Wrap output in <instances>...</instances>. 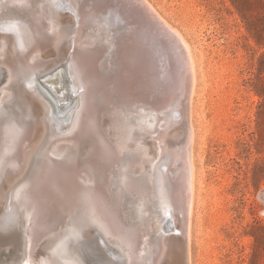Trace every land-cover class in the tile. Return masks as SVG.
Masks as SVG:
<instances>
[{
  "label": "rangeland",
  "instance_id": "obj_1",
  "mask_svg": "<svg viewBox=\"0 0 264 264\" xmlns=\"http://www.w3.org/2000/svg\"><path fill=\"white\" fill-rule=\"evenodd\" d=\"M150 1L167 21L178 28L189 41L197 66L196 74L198 82L196 84L197 87L194 93V99H192V121L195 132L193 149L195 161V196L192 237L190 242L192 256L191 264H264V0ZM38 2L40 3L37 4ZM48 13L49 15H47ZM42 14H45V17L48 18L47 20L49 21L47 22L51 27L54 25L57 35L54 39L55 41L53 40L52 44H50L49 49L45 50V52H40L41 55L39 51L30 52V50L26 48V43L23 40V32L19 31L17 26L20 22L27 20V22H29L33 16L36 17V15L40 16ZM72 17H74L73 14L64 9L62 10V8L57 6L54 0H20V2L19 0H0V48L3 45V50L4 44L7 42L5 47H8L7 45L11 47L4 49L8 52L10 51V53L12 50V56H20L22 53L23 55L21 56L24 58V55L27 53L28 56H26V54L25 58L29 60L26 61V63L29 64L36 61H32L35 59L34 56L37 57V61L39 59L42 61L43 59L44 62L45 53L47 54L50 51L48 54L50 57L48 55L46 56L48 60L47 58L45 59V64L40 66L25 64L19 66L18 69L16 68L15 72L11 74L6 67H4V69L0 64V88L3 87L4 89L0 90V122L2 120L1 118H10L9 115H13V118L8 122L15 120V117H22V121L31 126L29 127L30 132L27 131V134L20 140L21 142L18 143L16 149H12L13 147L11 148L14 138V129L12 126L8 128L2 140L3 147L6 151L3 148L4 150L0 154V174L2 175H0V178H2L0 179V187L4 185L2 189L0 188L1 208L3 204H5L3 209L0 208V224L2 223V225H0V264L22 263L24 257L29 253L25 245L20 247L19 252V246L24 243L23 241H25L24 244H27V240L22 239L26 238L24 236L26 232H29L31 236L33 235L37 238L36 243L38 242V246L35 245L36 251L34 253L36 255L34 254V256L38 257V259L33 256V258H36V264H43L46 260V264H77L79 260L82 262H79L80 264H154L153 258L156 255L157 248L160 246L158 244H164L165 238L172 233L167 231L169 228L167 220L168 212L164 209L167 200L163 193V181L160 178L161 171H165L163 167H157L156 162V164L151 166H155L150 169L149 172L151 173H148L145 157L143 155L138 154L136 158H123L117 164H110L107 172L108 187L111 188L109 190H112L116 195L117 201L119 200L117 208L119 205L121 219H124V223L126 221L125 224L131 230L128 240V242L130 241V245L127 241H125L123 245H119L118 239L113 236L102 237V242L96 238L93 239L90 233L89 235L83 236L81 233V229L83 228L73 220L76 218L78 209L74 210V212L72 211L74 215L70 212V215H68L69 217L67 216L65 220L63 219L60 221L62 223L59 222L57 225H50L49 229L45 227L46 230L41 229L39 226L48 222L47 217L46 219L39 216L30 218L29 214L25 215V211H21L23 208L28 210L29 196L26 197V194L29 193L25 192L27 189L25 185L21 188H19V186H21L34 171L33 168L35 169L39 160L41 161L44 157L50 156L53 152L55 156H62V153H64L62 149L70 143V141H66L63 137L67 132V130H65L68 127L66 125L67 121H69L70 117H75L73 111L75 112L74 107L76 105L77 92L71 89V84L64 67L66 63L58 50H60L62 45L69 44L72 41L73 34H75L76 29L79 27L78 21L76 22L77 19ZM61 19V22L64 23L59 22ZM73 19L74 22L72 21ZM70 20L74 26L70 23ZM6 23L11 26L8 27V25L5 27ZM48 23L46 24L50 26ZM62 27L64 28L62 29ZM8 29L11 33H9ZM66 31L68 33H66ZM7 34L9 35V39L6 38ZM112 34H114V32ZM104 36V34H101L102 39H105ZM62 37L64 39H62ZM10 41H12L13 44ZM109 41L113 42V35L112 39L109 38ZM55 44L58 45V48H56L57 45L55 47ZM0 52L2 53L3 51ZM51 53L53 55H50ZM49 61L52 62L49 63ZM22 68L24 69L20 71ZM61 69H64V75H61L60 72L58 73ZM12 75H16L14 76L16 79L20 78L19 80L21 83L19 80L12 79L14 78ZM58 75L61 77L55 79ZM6 77H8V79H5ZM53 79H55L53 86H58V91L56 92L49 83ZM27 80L28 83L30 82L29 84ZM14 81H17V84H14L16 86L13 85V83H16ZM6 82L9 85L6 86ZM17 85L19 89L13 88V86L18 87ZM14 89H16V91H14ZM9 90L10 94L8 93ZM37 90H39L40 93H37L39 92ZM27 91L28 94L30 93L29 95H27ZM34 93L37 94L35 95ZM67 93H69L68 96ZM20 94L23 95L21 96ZM5 95L9 96L5 98ZM35 97L37 98L35 99ZM40 102H44L45 104L43 103V105ZM49 105L50 108L52 107L53 109H50L48 107ZM5 106L7 107L5 108ZM174 106L170 107L166 105L162 107V110L161 108H159V110L154 108L155 111L152 108H148V111L147 109L139 110L143 116L138 113V110V112L124 111V113L122 112L120 115H117L121 118L119 117L118 119V117L115 116L116 118L114 119L119 120L115 123H120L119 127L120 125L126 128L128 125V128L132 126L138 127L140 126V119L151 117L149 120L151 119L152 121L151 125L153 129L157 128L156 130L159 131L164 129L165 131H163L165 133L171 130L181 131V135L174 138L177 139V142L179 141L176 151L178 153H184L185 140L183 142L184 135L182 133L184 125L182 126L181 122L174 121L175 118L171 114L176 110ZM2 108H4V110ZM164 108L167 111H163ZM45 109H47V111L44 112ZM50 110L53 111L51 112ZM178 110L179 109H177V111ZM48 111L50 113H47ZM146 114L152 115L147 116ZM33 115H36V118ZM154 116L159 117L158 122L153 121L152 118H154ZM31 120L32 122L34 120V122L32 123ZM132 120H134V122ZM45 121L46 124L44 123ZM136 121L138 122L137 124ZM39 124H41V126L47 125V128L44 127L43 129L42 127L41 129L43 130H41V132L38 127ZM179 125L181 126L179 127ZM38 131L41 134L43 133V136H38L41 135ZM1 134L2 129L0 127V138H2ZM49 134L51 136L50 140ZM57 134L59 136H57ZM34 135L38 138H34ZM44 135H46L47 138ZM30 140H33L32 144ZM46 140L50 141L48 143L49 145H46ZM34 141H36V144ZM38 141H40V145ZM52 141L57 143L55 144ZM53 144H55V146ZM41 148H44V153H42L43 149L41 150ZM48 149H51V151H48ZM134 149L130 148L128 152L133 153L135 151ZM54 150L62 153H55ZM45 152L47 155H44L46 154ZM34 153L35 155H33ZM19 155L20 157L18 158ZM7 159L11 161H7ZM13 159L17 161H12ZM2 162H5V164L2 165ZM11 163H16V165ZM143 163L145 164L144 166ZM10 166L12 168H10ZM3 167H5V169ZM29 169H31V171ZM1 171L4 172V175ZM14 172L18 173L16 174ZM10 173L13 175H10ZM20 173L21 176H18ZM8 176H10V178L14 176V178H11L13 181H11ZM23 176H25V178ZM7 178L8 180H6ZM129 178H134V181L127 182ZM14 179H16V181H14ZM19 179L20 181L22 180L21 182L23 183H21ZM7 185L10 186L8 187ZM14 188H17V190ZM4 189H6V192ZM9 193L11 194V198ZM9 199H11V201H9ZM4 201H6V203H4ZM9 202L10 206L8 205ZM64 221L72 227V230H76L72 232L68 225L65 223L63 224ZM12 225L16 226V228ZM77 225L80 228L77 227ZM51 227L53 228L52 230ZM11 229L13 232L17 231V233L13 235L10 234ZM67 232H70V234ZM45 233L47 235H45ZM17 234L20 235L17 236ZM61 234L65 237H61ZM66 234L68 235L66 236ZM75 234L76 237H74ZM57 236L58 238H56ZM4 239H6V241ZM18 240L22 241L20 245L19 242L21 241ZM67 240L70 244H68ZM4 241L6 243H3ZM10 241H12V243ZM54 243H60L57 246L58 248ZM133 243L136 244L133 246L135 247L134 249H132ZM61 244H63V247H61ZM70 246H72V248ZM73 248L75 253L72 251ZM148 248L150 252L146 255ZM59 249L60 252H57ZM67 249H69L70 252ZM128 249L129 252L132 251V253H126ZM52 250L54 251L52 252ZM142 251H144L145 254H143L144 252ZM44 252H47L46 257L49 255L47 259L43 256V254L45 255ZM70 253L74 255L72 254L71 256ZM58 254L62 255L57 257ZM141 256L142 258H140ZM40 257L44 259L39 260ZM135 257L138 258L135 259ZM50 259L51 263L48 262ZM41 260L42 262L40 263L39 261ZM59 260H63V262ZM75 260L77 261L76 263L74 262Z\"/></svg>",
  "mask_w": 264,
  "mask_h": 264
},
{
  "label": "bare ground",
  "instance_id": "obj_2",
  "mask_svg": "<svg viewBox=\"0 0 264 264\" xmlns=\"http://www.w3.org/2000/svg\"><path fill=\"white\" fill-rule=\"evenodd\" d=\"M54 1H56L57 6L62 8V10L64 9L65 11H68L69 13L73 14L74 17L77 19L76 22L78 21V25H79V27L76 29L75 34H73L74 36L72 38V41L69 44L67 43L68 45L67 44L62 45L60 50H58L59 54L63 57L64 62L66 63L64 67L66 69L65 71L67 73V77L69 78V81L71 84V89L72 90L74 89V91L77 92V98H76V103H75L76 105L74 107L75 112L73 111V114L75 115V117L73 115L74 118L70 117L69 121H67L66 125L68 127L65 129L67 130V132H66V135H64V137L62 136L66 141L68 142L70 141V143L64 149H62L63 150L62 152H64L65 154L61 152L63 155L62 156L59 155L58 157V156L53 155L54 152L52 151L53 153L51 152L52 154H50V156H46L48 158L46 157L43 158L42 156H40L43 159L41 161L38 159L39 162L37 161L38 163L35 166V169L32 167L34 171L29 175L26 181H24L23 183L21 182L22 180L20 181L19 179V181L23 183V184L20 183L21 186H19V188L25 185L27 187L25 192L29 193V194H26V197L29 196L28 210L23 208L24 210L21 209V211L23 212L25 211V215L29 214L30 218H34V216H39V217H43V219H46L47 217L48 222L46 224L44 223V225L39 226L41 229L44 230L45 227L49 229L50 225L51 226L55 224L57 225V223H59L63 219L65 220V217L70 215V212L72 213V211L74 212V210L78 209L77 215L75 214L76 218L75 219L72 218V219L75 220L80 225L81 228H83L81 229L82 230L81 233L83 234V236L89 235L90 233L93 239L96 238L100 240L101 242H102V237L113 236V237H116V239H118L117 241L119 245H123L125 241L128 242L131 230L125 224L126 221L124 223V219H121L119 205L117 208V204L119 200L117 201L116 195L112 192V190L111 191L109 190L111 188L108 187L109 184L107 182V176H108L107 172L109 170L110 164H113V163L117 164L123 158H127V157L136 158L138 154L143 155L145 157V164H146V167L148 168V173H151L149 172L150 169L155 167V166L153 167L151 166L156 164V162H157V167L161 166L163 167L165 171V172L161 171L160 178L163 181L162 182L163 183V193L165 195V199L167 200V203L165 204V207H164V209H166L168 212L167 220H168L169 228L167 231H169V233L170 232L172 233L171 235L167 236V238H165L164 244L163 243L158 244L160 246L157 248L156 255L153 258L154 264H191L192 256H191V251H190V242H191V237H192V220H193L194 196H195L194 195L195 194V186H194L195 161H194V150H193L195 132H194V126H193V121H192V102H193L192 99H194V93L197 87L196 84L198 80H197V74H196L197 72L196 71V67H197L196 60H195V57H194L189 41L184 37V35L182 34V32H180L178 28H176L169 21H167V19L160 13V11L155 7V5L150 0H141V1L145 3L147 7H149L150 11L152 12L154 16L156 25L157 24L160 25V28L163 34L166 36V42L160 43V41H158L159 42L158 43L153 38L154 35L148 32L147 34L146 33L144 34L142 32L140 33V35H138L132 28V23L134 22V20H131V18L135 16L136 14L135 11H131L128 8H125L122 4L119 3L120 0H54ZM11 3H14V2H11ZM39 3L40 2H38L37 4ZM38 15H36V17L33 16L34 18L32 17V19H30L29 22H27L28 20L24 22H20L17 28L19 29V31L23 32V38H24L23 40L26 43L25 44L26 48H28L30 52L39 51V53L40 52L42 53V51L45 52V50L49 49L50 44H52L53 40L56 38L57 32H55L54 25L51 27V25L47 22L49 20H47L48 18L45 17V14L44 15L42 14L40 16ZM47 15H49V13ZM61 21L62 19L59 22ZM72 21L74 22V19ZM7 23L5 27L9 25V24L7 25ZM46 23H48L50 26H48ZM61 23H64V22H61ZM70 23H72L71 20H70ZM70 23H69V26H70ZM10 26L11 25H9L8 27ZM63 28L64 27H62V29ZM113 32L114 34H112ZM9 33H11L10 30H9ZM66 33L68 32L66 31ZM101 34L105 35L104 36L105 39H102ZM112 35H113V42H110L109 38L112 39ZM8 36L9 35L7 34L6 38H8ZM62 39L64 38L62 37ZM10 42L12 43V41ZM6 44L7 42L4 45L6 46ZM57 44H55V47ZM2 46L0 48V51H3L2 53L0 52L1 53L0 54V64L2 65L3 68L6 67V69L9 71L10 74L14 73L16 68L18 69L19 66L29 64V63H26V61H29V60H26L25 58V55L27 53L24 55V58H22L21 56L23 55L22 53L20 55L21 57L14 56V55L12 56L11 54L12 48L9 49L11 50V53L10 51L8 52L5 50L6 48H9L11 46L9 45H7L8 47L4 46L5 49L3 48V50H2ZM167 46H169L170 49H168ZM56 48H58V45ZM49 53L50 51L47 54L45 53V55L47 56ZM55 53H54V56H55ZM50 55H53V54L51 53ZM26 56H28V54ZM46 56H44V58L45 59L47 58L48 60V57ZM34 57L35 59H33L32 61L36 60L35 61L36 63L34 62L32 64H29L30 66H36V65L40 66L46 63L45 59H44V62H43V59L42 61L40 59L37 61L36 59L37 57L36 56ZM52 61H49V63ZM23 69L24 68L20 69V71ZM65 71L64 69H61L58 71V73L60 72L61 75H64ZM14 76L12 75V77ZM57 77L60 78L61 76L58 75L55 77V79H57ZM5 79H8V77H6ZM12 79L19 80L20 78L16 79V77H14ZM55 79L51 80V82L49 83L52 85L53 89H55L54 91L56 92L58 91V86H53V83H55ZM14 82L16 83H13V85L17 84V81H14ZM27 83H28V80H27ZM5 84L6 86L9 85L7 84V82ZM14 86L13 88L19 89L18 85H17L18 87H14ZM1 89H3V87L0 88V90ZM14 91H16V89H14ZM8 93L10 94V90L8 91ZM26 93L27 95L30 94V93L28 94V91ZM37 93H40V91ZM37 93H34V94L36 95ZM68 95L69 93H67V96ZM6 96L7 95H5V98ZM36 98L37 97H35V99ZM47 102L49 101L47 100ZM166 105L167 106L169 105L170 107L175 105L174 109L176 110L175 112L171 113L172 116L175 118L174 121L179 122V123L181 122L182 123L181 125L182 126L184 125V130L182 132L184 135L183 142L185 140V150L183 148L184 153H178L176 151V149L178 148L177 143L179 141L177 142L176 141L177 139L174 138V137L181 135V131L171 130L173 129L171 128L170 129L171 131H169L168 133H165L164 129H163L164 131L156 130L157 128L153 129L151 125L152 121L151 119L149 120V118L151 117L149 118L146 117L145 119H142V120L140 119V124H139L140 126L138 127L132 126L128 128L129 125L127 128L121 127V125L119 127L120 123L118 124L115 123L120 117V116L118 117L117 115H120L122 112L124 113V111L125 112L126 111L136 112L137 110L139 111V110H144V109H147L148 111V108H152L155 111L154 108H157V110L161 108L162 110V107ZM6 107L7 106H5V108ZM48 107L50 108V105ZM165 108L163 111H167L165 110ZM2 109L4 110V108ZM177 109L179 110L177 111ZM77 110H78V113H77ZM153 110H152V114H153ZM45 111H47V109H45L44 112ZM47 113H50V112L48 111ZM138 113H140V111ZM140 115L142 114L140 113ZM151 115L148 114L147 116H151ZM115 116L118 117L117 120L114 119L116 118ZM9 117L10 118L8 117L1 118L2 120L0 122V127L2 129V134H1L2 138H0V154L5 149L3 147L2 140L10 126H12V128L14 129L13 130L14 138L12 141L13 144L11 146V148L13 147L12 149H16L18 143L21 142L20 140L27 134V131H29V127H31L30 125H28V123L25 124L22 121L23 119L22 117L21 118L15 117V120L8 122L11 118H13V115H9ZM152 119L153 121L158 122L159 117L154 116V118ZM132 121L134 122V120ZM137 121H136V124L138 123ZM44 123L46 124V121ZM41 124H39L40 126L38 125V127L40 128V131L43 130L44 127L47 128V125L41 126ZM181 125H179V127ZM42 127L43 129H41ZM44 132H47V131H44ZM39 134L41 133L39 132ZM42 134L38 136H43ZM44 136L46 137V135ZM57 136L59 135L57 134ZM50 137L51 136L49 134V140H50ZM34 138H36V136ZM49 140L48 141L46 140L47 141V144L45 143L46 145H49L48 144L50 142ZM30 141L32 144L33 140H30ZM35 142L36 141H34V143ZM38 143L39 145L41 144L40 141H38ZM53 143L56 144L57 142H53ZM55 144L53 145L55 146ZM31 148H32V145H31ZM130 148L132 149L136 148L134 149L135 154L134 152L133 153L128 152ZM41 150L43 151L42 153H44V148H41ZM49 150L51 151V149H48V151ZM33 152H30V153H33ZM55 153H60V152L55 151ZM33 155H35V153ZM44 155H47V153ZM19 157L20 155L18 156V158ZM23 157H24V154H23ZM7 161H11V160L7 159ZM12 161H17V160L13 159ZM4 164L5 162L2 165ZM145 164L143 163V166ZM13 165H16V163H14ZM11 166L10 168L14 167V166L12 167ZM5 167L3 168L5 169ZM29 170L31 171V169ZM1 173L3 174L4 172L1 171ZM10 175H13V174L10 173ZM18 176H21V173ZM8 177L10 178V176ZM23 177L25 178V176ZM11 178H14V176L13 177L11 176ZM16 179H14V181H16ZM6 180H8V178ZM11 181H13V179H11ZM133 181H134V178L127 179V182H133ZM2 186L0 187L1 189H2ZM14 189L17 190V188H14ZM4 190L6 192V189ZM10 198H11V194H10ZM9 201H11V199H9ZM4 203H6V201H4ZM9 204L10 202L8 203V205ZM3 207H5V204H3L2 208L0 205L1 209H3ZM64 223L65 221L63 222V224ZM65 224L69 226V224L67 223ZM0 225H2V223ZM12 226L16 228V226L14 225ZM77 227L79 226L77 225ZM71 228L72 227H70V229ZM52 229L53 228L51 227V230ZM67 230L71 231L72 229L71 230L67 229ZM73 230H76V229H73ZM10 231H11L10 234L12 235L17 233V231L13 232L12 229ZM47 231H50V230H47ZM67 233L70 234V232H67ZM10 234H6V235H10ZM19 235L17 234V236ZM45 235L47 234L45 233ZM67 235L68 234H66V236ZM24 236L26 238H22V239L27 240L26 242L27 244H24L25 241H23L24 243L20 245L22 241L18 240V241H21L19 242V245H20L19 252H20V247L25 245L29 253L26 255V257H24V260H22V263L20 264H36V258L38 259V257L34 256L35 254L34 252L36 251L35 245H37L38 243V242L36 243L37 238L34 237L33 235L31 236L29 232L24 233ZM62 236L63 235L61 234V237ZM74 237H76V234ZM56 238H58V236ZM69 238H72V237H69ZM4 240L6 241V239ZM59 240H60V237H59ZM5 241L3 243H6ZM10 242L12 243V241ZM67 242L68 244H70L68 240ZM60 243H56L57 245L55 243L54 244L57 247L58 244ZM135 243H133L134 245L131 244L132 249L135 248L133 247L137 244ZM62 245L63 244H61V247H63ZM72 246L70 247L72 248ZM125 246H128V245H125ZM54 250H52V252ZM67 250L69 251V249ZM63 251L65 252V250ZM72 251L74 252V248ZM57 252H60V249ZM149 252L150 251L148 248L146 255H148ZM46 253L45 255L43 254L44 258L46 257ZM126 253H132V251L129 252V249H128V252ZM62 254H58L57 257ZM70 254L72 256L73 253H70ZM143 254H145V252ZM33 256L36 258H33ZM44 258L40 257L39 260L44 259ZM136 258L138 257H135V259ZM140 258H142V256ZM64 259H67V258H64ZM59 261L63 262V260H59ZM39 262L41 263L42 260ZM46 262L43 264H46ZM48 262L51 263V259ZM74 262L76 263L77 261L75 260ZM149 264H153V263H149Z\"/></svg>",
  "mask_w": 264,
  "mask_h": 264
},
{
  "label": "water",
  "instance_id": "obj_3",
  "mask_svg": "<svg viewBox=\"0 0 264 264\" xmlns=\"http://www.w3.org/2000/svg\"><path fill=\"white\" fill-rule=\"evenodd\" d=\"M119 3L129 10L135 11L136 14L131 20H134L132 28L138 35L142 32L144 34L148 32L154 35L155 41L166 42V36L163 34L160 25H156L154 16L145 3L141 0H120ZM167 48L170 49L169 46Z\"/></svg>",
  "mask_w": 264,
  "mask_h": 264
}]
</instances>
